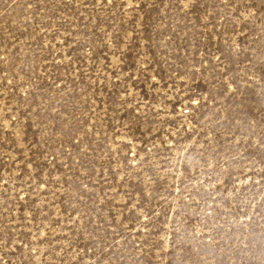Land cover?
<instances>
[{
    "label": "rangeland",
    "instance_id": "rangeland-1",
    "mask_svg": "<svg viewBox=\"0 0 264 264\" xmlns=\"http://www.w3.org/2000/svg\"><path fill=\"white\" fill-rule=\"evenodd\" d=\"M0 264H264V0H0Z\"/></svg>",
    "mask_w": 264,
    "mask_h": 264
}]
</instances>
